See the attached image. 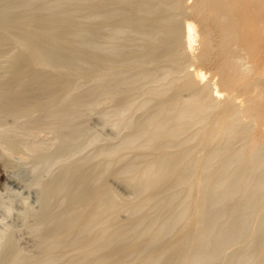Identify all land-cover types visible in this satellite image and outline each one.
<instances>
[{
	"label": "bare ground",
	"instance_id": "bare-ground-1",
	"mask_svg": "<svg viewBox=\"0 0 264 264\" xmlns=\"http://www.w3.org/2000/svg\"><path fill=\"white\" fill-rule=\"evenodd\" d=\"M25 1H24V3H25ZM27 1L29 4L33 3L32 0H27ZM27 1H26V3H27ZM29 1H31V2H29ZM34 1L35 2L33 3V5L38 0L37 1L34 0ZM39 1H38V3H39ZM62 1L63 0H58V1L55 0L56 3H54V1H51V0H48V1L44 0V4L42 3L43 1L42 2L40 1V3H42V4L37 3V5L36 4L35 5L39 8H40L39 5H42V6L44 5V7L41 6V8L43 10L40 9V11L42 10V11L48 12L50 10V12H53L57 7L60 6L59 7L60 9L61 8L64 9V7H66L69 4V2H67L68 4L64 5V1H63V3H62L64 5V7H63L62 4L59 5V3H61ZM66 1H68V0H66ZM79 1L81 2V0H79ZM87 1H90V0H86L85 3ZM119 1H121V2H118V3L122 4V7L120 6L119 8L125 9V10H122L125 13H127V12L136 13V12L140 11L139 13H141V12L143 13L142 17H146V18L149 15H155L154 18L151 16L152 18H151V21H149V22H152V23L148 27L150 29L149 33L151 32L153 37L150 36L151 34H148L147 35L148 37H147L146 34L148 32L144 33V35L146 36L145 38H147V39L151 38L150 41L146 39L147 41H145V42L147 44L144 43L145 44L144 46H146L145 48H147L148 46H151L155 41L154 38L156 39L159 34L167 31V30L164 31L165 25L169 24L170 22H174L177 19H181V21L183 23L181 25L175 27V29H173V30L171 29L172 32H170L171 30L169 32L173 33L174 35L179 36V37L178 36L175 37L176 40H177V38H180V35L184 39L186 48H184L181 52L183 54H185L184 61L188 63L190 68H191V66L193 67L192 69L188 70V67H187L188 65H187L186 69L184 68V70H186V75H185L186 78L183 81V83L181 84L180 88L176 92H174L173 95L171 94L172 96L168 95L169 97L168 96L165 97V99L163 100L164 105L162 104L160 106L162 109L157 107L158 112L153 113V111H152L153 114L147 116L146 119L144 118L145 116L143 117V120L141 119L142 122H140L141 124L139 123L140 125L138 124V126H137L138 128L136 127L137 128L136 132H134L133 135L129 133L130 136L126 138L127 140L122 141V143H124L123 149H127L126 147H129V149H127V150H131L130 148H134L133 149V151H134L136 149L135 146L137 147L136 144L140 143L139 138L143 139V140H145L147 138L151 139L150 141H148V139H147L148 143L145 140V142L147 144H149V146H150L151 141H153V139H156V138L160 139V138H162L161 136H163V141H162V139L158 140V144H160L159 141H162L161 144L159 145L161 150H159L158 145H156L158 147V149H156L157 147H153L154 144H156L157 142H155L153 144V146H152L153 148H151V146H150L151 149H154V148L156 149L154 151L158 152V150H159V152H161V153H162V149L167 152L168 149L171 148L172 145H175V144L177 147H179L180 144L183 145L184 143L185 144L186 143L187 144L192 143V141L194 139H196L198 132H200V130L202 128H204L211 121V119L218 112L220 107L222 105H225L224 104L225 102H226V105L223 106L224 107L223 110L220 109V111H219L220 114L218 113L219 114L218 120L213 121V122H215V125H213L214 128L211 130L212 132H210L211 133L210 141H208L207 144H202V145H201V143L198 144L199 142H201V140L199 142H197L198 147H199V145H201L202 147L205 148L204 151L207 150L206 148L209 149V151L207 150L208 154L205 157H202V159L199 158L197 160L196 157L198 155L195 156L196 159L193 156H189L191 161L187 160L186 159V158H188L187 154H189V152L191 150L190 147H188L189 150L186 149L187 146L184 147L185 150H183V148L180 150L181 147H179L178 150H173V149H175L174 147H176V146H174L171 148L173 151H176V154L174 152L173 156H170V155H172V154H170L168 157V156H166V152L164 155V151H163L162 155H164V156H162L160 154L161 157L158 156V158H156L153 156L154 154H151L152 156L148 158L149 153L145 152L148 155V156L146 155V157L144 154L145 146L143 147L144 151L142 149V144L144 145L146 143H144V141L141 140L143 142V143L141 142L142 144L140 143L141 147L139 146L141 148V150L139 147H137V148H139V150L143 152L144 157H142V158H144V159H141L142 154L137 149L135 151H138L140 153V158L136 157L139 155L137 153L136 154L133 153V155H136L133 157L137 158V160L140 159L142 161L143 160L146 161V158L150 159L153 157L154 160L152 159L153 161L151 160L149 162V160L147 159L148 161H146V164L143 166H142V164H144L145 162L143 163L140 161V163H141V168H140V166L138 165L139 164L138 161L135 160V158H131L132 160H129V163L126 162L127 167H125L126 165L124 166L125 169L127 170V172L129 170L131 171L132 169L135 170L134 168H136L137 171L140 170L138 172L135 170L137 172V175H136V173L133 174L132 176L130 175L132 178H133V176L135 177L134 179H132V181L134 180L132 183L134 185L136 184L135 186L137 188L135 186L134 187L138 190V191H136L137 195L139 197L141 196L140 200H138L137 202L134 201L135 204H133L134 202L130 203L131 204L130 207H128L130 205L129 203H128L129 205L126 204L128 209H130L131 213L128 209L125 208L126 207L125 204H124L125 205L124 206V205H122L123 203L121 204V201L120 202L117 201V200H119V197L117 198V196H115L117 194H115L114 191L113 192L115 195L113 194L112 191H109V190H111L110 188H109V190L108 189H104V190L101 189L102 191L99 190V192H97L96 194L92 193V195L90 197L88 194V198H89L88 202H86L87 200L81 201L84 203L86 202L85 203L86 205L84 204L85 207L83 208L84 205L82 206V208H83L82 210H77L78 208L79 209L81 208V205L79 207V205L77 203L78 208L76 209V207H74L76 210H74V209L72 210V211H77L76 215L73 214L75 212H71V211H70L71 213L69 212L70 214H73V215L69 216L72 218L74 217L73 219L72 218L70 219L69 217L66 218L67 216H65L66 220L68 219V220H72V221L68 222L64 218H62L63 220H62V222H61L62 224H61L59 222L61 218L57 216L58 218H60L57 221L61 225L59 228L57 227V229L54 228V231L56 230L55 233L52 232V233H54L53 234L54 235V237H53L54 242L51 241L50 245L52 244L53 248H55V247L58 248L59 246L62 248L63 244L66 245V243H69L67 245V247L71 246V248H73L72 249L73 251L71 249L70 250L73 253H74V250L76 249V250H79V254L82 252L83 254H86V256H87V253L88 254L90 252L92 253L95 245H97V244H98L97 245L98 247L102 248V246H103V248H104L103 250H105V248H106L105 244L111 243L110 241L115 242V241L119 240V238H121L120 240H123L121 236H124V238H125L126 234L127 235L129 234V233H126V231H125L126 229L123 230V226H121L122 221H121V224H120V222L118 223V220H117L119 218L118 214H121L120 213L121 211H126V212L129 211L131 218H129L128 220H130V219H132V216H134V214L136 215L135 217H137V213L144 206V208L141 211L143 213L145 208L148 207V204L150 207H151V205L153 206V210H156L157 208H155V207H157L158 204L160 205V202L157 201L158 204L156 205L155 199L160 200L162 197L165 199V195L161 196V198L158 197V195L159 194L162 195L164 190H166L165 192H167L169 190L171 191V189H165V186L163 184L165 180L167 181L169 179V182L171 180H173V182H174L173 183L171 181V184L173 183L174 185L172 184L169 186H168V184H170V183L168 181L165 182L167 187H169V188L174 187L175 189H176V187L177 188L179 187L181 189V187L183 185L185 186L187 179L190 176H192L193 174H195V173H193L190 175L189 173L196 171L197 176L195 177L193 175L195 177L194 185L189 183L188 185H191V187L189 186L190 189L187 190L188 193L187 192H185L186 194L184 193L186 197L188 196L185 199L190 198V196L193 197V205L192 206L194 207V210L190 206L191 207V213H190V215H187V213L189 214L190 210L188 208L189 205L188 206H185V205H187V202L190 203L192 198L189 201L186 200L187 202L182 199L183 201H185V203H184L185 205L183 207L184 209L178 208L179 209L178 212L177 213L174 212L175 214L172 215V217H170V215L168 217V215L166 214L167 215L166 218L170 219V220L169 219L166 220V222L164 220L167 227H169L168 231L166 228H165V231L162 230L164 228V226H166V225L163 224L164 222H163V219L161 218L162 222H163V223L162 222L161 223L164 226L162 228L161 227L162 225L160 226V224H159L160 227H158V228L159 229L161 228V230L163 231L162 232L160 230L161 233H163L162 235H164V232L166 233L165 235H167V233L170 232V230H172V228L170 229V226L172 224H169L170 225L169 226L168 225L169 222L170 223L173 222V225H174V222H176L177 220L180 221L179 219H181V218L183 220L184 219L183 217H185V216H188V221H189V223H188L189 225H187V226H189L188 229L185 226V224H184V226L186 228L185 229L182 228L183 232H185V233H183L184 236H182L183 234L181 233L182 234L181 235L182 238L180 237L181 241L178 242L179 238H177V239L174 238V240H177L178 245L176 246V243H177L176 242V243H173V245L175 244V246L172 247V241H171V243H168V245L170 247H172V249H174V247H175L174 255H172L173 251H172V253L170 252L172 258L169 257V261H171L170 259H172V261L169 263L168 259H166L169 255V253H166L165 251L164 252L166 254H164V255H167V254L168 255H167V257L164 256V258L168 262L163 261L164 259L162 261L165 263H169V264H207L209 262L213 263V261H216L214 259H216L217 256L219 254H221V252L223 254V251H225L227 249V247H229V246L231 247L232 245H235L234 242H236L235 241L236 239L238 240L239 236H243V235H241L242 230L244 231V233H246L245 237H247V232H249V231L243 229L244 228L243 223H244V221H247L246 218L250 219V220H248L249 223H252L254 221L252 219V217H254V215L252 217L251 216L248 217L247 214L248 215L253 214L254 210H256V209L253 210V208H256L259 204L263 205L261 203L264 200V0H164L165 1V5L163 6L164 8H161L160 10H157V11H154L155 9H157V7L154 8L153 3H152L153 7H149L151 5H149L148 2L147 3L143 2V0H119ZM150 1L151 0H149V3H150ZM6 2H7V0H6ZM20 2L22 3L23 1L20 0ZM70 2H72V0ZM83 2H84V0H82V3ZM17 3L18 2H15V4H17ZM24 3H22V5L25 6L26 3L25 4ZM28 3L26 5H28ZM85 3H84V5H87V6L91 5V4L88 5L89 2L87 4H85ZM92 3H93V1H92ZM95 3H96V1H95ZM118 3L115 2V0H108V1L97 0V3H96L97 8H94V9H95V11L97 10L100 15L104 14L103 17L109 16L110 18H112L110 15L114 14V13L112 12V10H110V8L112 6L118 7V5H119ZM15 4H14V6H15ZM46 4L47 5L48 4H52V5L58 4V5L55 6L54 9L52 8V6L48 5L49 10H46L45 9ZM75 4H77V3H75ZM155 4H157V6H158L157 1H155ZM22 5L20 4V6H22ZM69 5H71L73 7L74 3H71ZM80 5L81 4H79V7L78 6H76V7L79 9H80V7L82 8V6H80ZM92 5H94V4H92ZM145 5H149L148 6L149 8L147 6L145 7ZM16 6L18 7V4ZM36 6H34V7H36ZM28 7L29 6H27V7L25 6L24 9H26ZM32 7L33 6H30L29 8H32ZM74 7H75V5H74ZM14 8L17 9L16 7H14ZM21 8H23V7H21ZM29 8H28V10H29ZM70 8L71 7H68V9H70ZM0 9H2V8H0ZM65 9H67V7ZM92 9H93V6H92ZM92 9H90V10L92 11ZM12 10L14 11V9H12ZM36 10H38V8ZM120 10L118 12L119 13L118 15L121 17L122 13L120 15V12H122V11H120ZM33 11L35 12V9H33ZM38 11H36V12H38ZM59 11H61V10H57L56 12H59ZM113 11H114V9H113ZM106 12H108L109 15ZM153 12L154 13L156 12V13L153 14ZM105 13H106V15H105ZM125 13L123 14V16H126ZM45 14H46V12H45ZM94 14L95 13L93 10V14L91 16L93 17ZM129 14H128V16L131 15V14L130 15ZM95 15H96L95 19L96 18L99 19L97 17L98 14H95ZM100 15H99V17H100ZM114 15L117 16V14H114ZM138 16H141V15H138ZM18 17H20V16H18ZM103 19H106V18H102V20ZM108 19L109 18H107V20ZM85 20H87V19H85ZM136 21L138 22V19H136ZM145 22H146V20H145ZM74 23H76V22H74ZM126 23H128V22H126ZM138 23H136V24H138ZM132 24H134V23H132ZM142 24H143V22H142ZM110 25H111V23H110ZM120 26L121 25H118L119 29H120ZM173 26H171V27H173ZM115 27H116L115 29L117 32L118 28L116 25H115ZM94 29L96 30V28H94ZM97 29H99V28H97ZM109 29L112 30L113 28H109ZM109 29H108V31H111ZM123 29H120V31L122 30L123 33L120 32L119 30H118L119 33L118 32L117 33L120 35L122 34L121 36H123L125 34L124 32H127V33H129V35L130 34L132 35V38L136 34L135 32H137V30H138V29L134 28L133 29L134 31L131 30L132 32H134V33H132L129 30L132 28L127 27L129 32H128V30H126V28H123ZM149 29H147V31ZM139 30H142V29L139 28ZM114 32H115V30H114ZM78 33H79V31H78ZM111 34L114 36L116 33L115 34L110 33V35ZM112 35L110 37H112ZM129 35L127 34V36H126L128 38V40H129V37H128ZM106 36L108 37L109 34L108 35L106 34ZM136 36H138V35H136ZM169 36H171V35H169ZM169 36H168V38H169ZM75 37H76V35H75ZM116 37H113V38H116ZM118 37H120V36H118ZM0 39L2 40V38H0ZM93 39H94V37H93ZM169 39H166L165 41L167 42V40L169 41ZM96 40H98V38ZM99 40H100V38H99ZM115 40H118V39L116 38ZM152 40H154V41H152ZM79 41H81V40H79ZM160 41H161V39H160ZM173 41L174 40H171L170 42H173ZM101 42H103V40H101ZM101 42L99 41L100 44L95 46V47L100 46L99 47V48H101L100 52H102L103 47L106 48V46L102 47L101 44H103V43H101ZM166 42H164V43H166ZM196 42L198 43L197 47L195 46ZM82 43H83V41H82ZM88 43H90V41H88ZM93 44H94V41L92 44L90 43L91 46ZM95 44H98V41ZM83 45H84V43H83ZM90 45L88 44V46H86V47L89 48V47H91ZM121 47H124L123 43H122ZM121 47L119 44L118 49H115L114 53L117 54L116 50L125 49V47L124 48H121ZM194 47H196V49H198L196 53L194 52V49H195ZM82 48H83V46H82ZM174 48H175V46H174ZM94 50H96V49H94ZM105 50L106 49H104L103 51L105 52ZM108 50H110L109 52H111L112 49L109 48ZM130 50H131V48H130ZM137 50H138V48L136 49V51ZM98 51H99V49H98ZM124 51H122V52L124 53ZM131 51L133 52L134 50H131ZM116 54H115V56H117ZM138 54H141V53H138ZM161 54H163V53H161ZM118 55H121V51H120V54H118ZM134 55H132V56H134ZM82 60H83V58H82ZM95 64H96V62H95ZM28 65H29V63H28ZM22 66H23V64H21V69H20V67H18L20 69V71H17L15 73V75H12L13 79H11L10 83H8L6 86L3 87L2 90H0V112H3V113L5 112L4 110L6 108H3V107H7V109L11 110V111L7 110V112H5V113H10V112H12V110L17 109L16 111L18 113H20V114L24 113L25 114V115L24 114L20 115V116H22V118L23 117L25 118V116H29V117L32 116V113L30 112L31 111L30 109L32 107H37L38 110H40L39 108H41L42 110H44V108H45L44 112L43 111L41 112V110H40V112L43 114H41V117L38 115L39 119L38 118L36 119V117H35V119H36L35 120L34 117H32L35 120V121H32L33 119L31 120L30 119L31 117L30 118L27 117L28 119H30L28 121H30V122L32 121L31 123L28 121H25L26 119H24L23 121H25V124H23L24 122H22V123L19 122V124L21 123L22 124L21 126H24V125L29 123L28 124V126H29L28 131H30L29 130V128H30V129L34 130L33 132H37V131L43 132V130H46V129L48 132L49 130L61 128L64 125L67 126L68 120L71 121V123L69 122L68 126L65 128L70 129L71 127H73L71 125L75 122V120H74L75 118L73 117V114L75 111L77 113L79 107L82 108L81 105L86 103V102H84L85 101L84 97L86 98L87 95L85 96L84 94H87V93L84 91L80 92L79 88H78L79 86L76 85V86H78L77 87L78 90H77V88H76V90L79 91L80 93L77 92L76 90H73V88H71L75 93V94H72L73 91L70 90L69 86L67 87V85H68V84H66L67 82L66 83L62 82L61 78L53 77V75H52V77H48V76L37 77L38 74L34 75L35 73L33 74L32 71H31L32 73L29 72L24 66L23 67ZM176 67H178V66H176ZM179 69L175 68V66H172V68L169 67V68L161 69V71L159 70L158 72H161L160 74L158 73L159 75H157V72H155L156 75H153V73H152V76L148 73L149 77H148V74H146V76H147L146 78L150 79L148 85L150 83L153 84L154 82H158L156 84H158L159 86L157 85V88H156L155 83L152 86L151 85L147 86V81L149 79L143 80L144 78H142V80L144 82L147 80L145 82L146 85H145V83L143 84V85L147 86V88L145 86H144V88L147 90L148 88L152 89V87H154V91L152 89L151 91H153V92L151 94H155V95L157 94L156 97H158L159 94H162V93L165 94L166 91L163 89L165 85L164 86L162 85L163 86V88H162V86L160 87L159 82L164 81V83L166 82L168 85L171 84L172 82H175L174 77L177 74H178L177 78H179L181 74H185L182 71L183 67L181 68L182 72ZM41 71L42 70L40 69V72ZM43 71H45V70H43ZM36 72H37V70H36ZM138 72L142 73L145 71L141 70ZM146 72H147V70H146ZM179 73H180V75H179ZM42 74H44V73H42ZM135 75L137 76V78H138L137 80L139 82L140 81L142 82V80H141L142 76L145 77V75H141L140 80H139L138 74L136 73ZM129 77L134 78L133 76H129ZM98 78L99 79H96V80L98 82H100V77H98ZM124 79H126V77L123 78V80ZM8 80H10V78ZM37 80H39V81H37ZM102 80L103 79H101V82H102ZM111 80H113V79L111 78ZM104 81H105V79H104ZM115 81H117L119 83V85L122 86L121 85L122 83L119 82L118 79ZM128 81L127 82L123 81V82H126V84H127ZM131 81H129V83H128V88H129L130 84L132 86L133 83L139 85L138 82L136 83L133 80L134 82L132 83ZM151 81H153V83ZM19 83H20V85H21V83L25 84V87L22 90L19 89L20 88V86H18ZM75 83H73V84H75ZM105 83H107V84L109 83V85H110L109 81L108 82L106 81ZM73 84H71V87H73ZM92 84L94 85V83L91 82V85ZM111 84H113V83L111 82ZM79 85H80V87L83 88L86 84L84 86H81L82 84H79ZM102 85L101 86L99 85V87L100 88L103 87ZM105 85L106 84H104L103 88L106 89L107 88L106 86H108V85H106V86ZM114 85H115V83H114ZM168 85H167L168 88L166 86L165 87L167 89L170 88L172 90L170 85L169 86ZM17 86H18V89H17ZM55 86H57V88H58V86H60V91L56 90V91L60 92L58 98L55 96V99H57V101H55V103L57 102L56 109H50L53 107V106L52 107L50 106V104H53L52 103L53 100L51 101L49 99L47 101V102H49L48 103L49 105L48 104L46 105L48 107H44L43 102L40 103L41 99H42L40 97H42L44 94L46 96V94H47V96L49 95L48 98H52L53 92L56 93L55 89H57ZM111 86L114 87L113 88L114 90L112 89V87H110L109 93L111 92V90L113 93V91H116V89L118 90V93H119L120 90L115 87L116 85L115 86L111 85ZM135 86L133 85L132 87L135 88ZM140 86H142V84ZM140 86L137 87V90L140 89ZM89 87L93 88V89H90L91 91L94 90V86L93 87L89 86ZM96 87H98V86H96ZM123 88L125 89V88H127V86L123 87ZM123 88L120 87V89L122 91H123ZM133 88L129 89L128 92L126 93V95L123 92H122V94L119 93L121 95L124 94L122 97V98H124V100L123 101L119 100L120 101L119 104H122L121 105L122 108H120V107L118 108V106H120V105L117 103L118 106H117V108L115 107L114 115L119 114L121 116V114H122L119 112V110H117V112H116L117 114H116L115 113L116 109H120V110L122 109L121 111L123 112V114L126 115L125 111L128 110L129 106H131V102H132V104H134L136 102V101H134V99L136 97L135 94L138 95L140 90L141 91L143 90V94L146 93L145 92L146 90L144 91V88L138 90L139 91V92L137 91L138 93H136V90ZM158 88L159 89L162 88V90H156ZM99 89H98V91L100 92ZM80 90H81V88H80ZM95 90H96V88H95ZM104 90H103V92H104ZM107 90L108 89H106V93L108 95L107 96L105 95V96L110 98L111 96L109 95ZM173 91H175V90H173ZM94 93L96 94V92H94ZM141 93L142 92H140V95H142L144 98H146L145 100H147V97H148L146 95L147 93L145 95H143ZM76 94H78V96ZM95 94H93V97L94 96L96 97L97 94L96 95ZM99 94L104 96L102 94V90ZM114 95H116V94H114ZM148 95H150L149 92H148ZM142 96H138V97H142ZM154 96H151V97H153V99H154L155 98ZM98 97L99 96L97 95V101L98 102L99 101L101 102L102 100H104V98H102V97H100L99 98L100 100H98ZM112 97L114 98L113 95H112ZM88 98H89V95H88ZM88 98H87V100L89 101ZM144 98H142L141 102L143 101ZM45 100H47V99L45 98ZM93 100L90 99V101H91V102L89 101L90 104L92 103ZM160 100H162V99H160ZM94 101H93L94 105L97 106L98 102L95 103ZM147 101H149V99ZM93 103L91 105H93ZM142 103L145 104L148 102L145 101ZM140 105H141L140 103L139 104L137 103L138 107ZM55 106H56V104H55ZM84 106H86V105H84ZM145 106H147V105H143V107H145ZM87 107H89V106H87ZM18 108L21 110H24V111H20V110L18 111ZM84 108H86V107H84ZM140 108H142V107H140ZM2 109H4V110H2ZM123 109H126V110L123 111ZM135 109H138V108H135ZM159 109H161V110L159 111ZM154 110H155V108H154ZM79 111H80V109H79ZM79 111H78V113H79ZM133 111H135V110H133ZM13 113H14V111L12 112V114ZM119 115H117L118 118H119ZM33 116H34V114H33ZM70 118H73V119L70 120ZM76 118H78V117H76ZM20 120H21V118H20ZM122 121H124V120H122ZM120 122H117V123L120 124ZM213 122H212V124H213ZM17 125H18V123L16 124V126ZM70 125H71V127H70ZM4 127H7V126H4ZM11 128H12V126H11ZM15 128L16 127L13 126V130ZM19 128H21V127L19 126L18 129ZM23 128L25 130V126ZM66 130H68V129H66ZM209 130H210V128H209ZM20 131L21 130H19V132ZM53 131H55V130H53ZM57 131L60 133V130H57ZM25 132L27 133V131H25ZM31 132L32 131H30V133L28 132V134L32 135ZM201 132H203V131H201ZM207 133H209V132H207ZM207 133H206V135H208ZM37 134H38V132H37ZM37 134L35 133L36 136H37ZM26 135L27 134H25V136ZM31 135H29V137H32ZM65 135H66V133H65ZM201 135L199 137H201ZM143 136H145V139L143 138ZM158 136H159V138H158ZM27 137H28V135H27ZM199 137H197V139H200ZM206 137H204V138H206ZM204 138H203V142H204ZM29 139H31V138H29ZM137 141H139V142H137ZM205 141H206V139H205ZM122 143H120V144H122ZM120 144L119 145L117 144L118 146L116 145L115 147H118V149H119V147H121ZM194 146H196V144L195 145L193 144V147H191L192 150L194 149ZM197 146H196V148H198ZM26 147H28V146H26ZM177 147H176V149H177ZM147 148H149V147L146 145V149ZM150 148L147 150L150 151L151 150ZM1 149H2V147H1ZM113 149H112V151H109V152L107 151V153L112 154V152H113V154H115L117 148L115 150H113ZM171 149H169V150H171ZM32 150H33V148H32ZM173 151L171 153H173ZM195 151H197V150H195ZM195 151L193 150V151H191V153L195 152ZM168 152H170V151H168ZM99 153L101 154V152H99ZM130 153H132V152L130 151ZM122 154H124V153H122ZM157 154H155V156H157ZM205 154H206V152H205ZM126 155H128V154H125V156ZM191 157H193L194 159H192ZM219 158L222 159L221 164L218 162L217 163L214 162L213 166L214 165L217 166V164H219L220 166H218L217 168H214V170L212 168L213 171H210L211 173L208 171L209 172L208 173L207 169L205 170L204 167L207 164H209L210 162H213L214 160L218 161ZM130 161H133L134 163L137 162L136 165L138 167L133 162H131L132 164H130ZM206 168H208V167H206ZM101 170H103V168ZM203 170H205L206 172ZM124 171L125 170L123 169V172ZM106 172H108V171H106ZM119 172H120V174L123 173L121 171H119ZM101 175H102V173H101ZM96 176H98V175H96ZM130 176H129V178H131ZM69 177H70V175H69ZM191 178L192 177H190L189 179H191ZM207 178L210 179V182L208 183L207 187H205V186L203 187L204 180L209 181ZM100 179H102V178H100ZM189 179H188L189 182H192V181L194 182V180H193L194 178L191 179V181ZM97 180H99V179H97ZM161 181H163V183ZM207 181H205V182L207 183ZM158 182L162 183V185H161L162 187L164 186V188H163L164 190H161V191H163L162 193H160V191H157L158 186H160V184H161V183L159 184ZM188 185L185 187L189 188ZM154 187L157 188L156 192L154 190ZM160 187L158 190L162 189V187L161 188ZM185 187H182V188H184L183 190H185ZM74 188H76V187H74ZM88 188H90V186ZM104 188H107V187L104 186ZM179 188H178V191L180 190ZM151 189H153L155 193L159 192V194L157 193L158 195L153 192L156 195V197L159 198V199L156 198L154 195V198H155V199H153L154 201H150L153 204H150V202L148 201L150 199L152 200V197H151L152 192H151V194H148V193H150L149 191ZM193 190L197 191L196 197L193 196V194L191 195V193H192L191 191H193ZM180 191H182V189ZM180 191L178 192L179 195L181 193ZM175 192H176V190H174V195L168 196V198H171L170 200H171L172 204L170 203V200L167 198L168 194H166V199H167V201L169 200L168 203L171 206L175 205V204H179L178 202L175 203V201L177 200V198L184 196V195H182L180 197L179 196L174 197L177 195V192H176V195H175ZM79 193L81 194V192H79ZM172 193H173V190L171 191L170 194H172ZM82 194H83V192H82ZM174 198H176V200ZM172 200H175V201L172 202ZM147 201H148V203H147ZM183 201H180V205L183 203ZM166 203L167 202L164 201V205H166ZM173 203H175V204H173ZM191 203H190V205H191ZM120 204L122 207L120 206ZM169 204H167V205H169ZM75 205H76V202H75ZM180 205H177V206L180 207ZM161 206H163V205H161ZM161 206H159V207H161ZM225 206H227L226 207L227 210H225V208H224ZM165 207L167 208V206H165ZM260 207H259L261 209L260 211H263L264 206H263V209H262V206H260ZM168 208L172 209V210L174 208V211H175L176 207L174 206V207L170 208L168 206ZM147 209H146L145 213L148 212ZM249 209H251V210L249 211ZM187 210H188V212H187ZM192 210H193V212H192ZM258 210H257V212H260ZM82 213L86 214L85 222L83 221V219L81 220ZM142 213H141V218L139 216L140 215V213H139V215H138L139 218H133L129 222L127 220L128 223H126L125 225H126V227L129 228V230L134 229L135 230L134 232H136V229H138V228H139V230H142V233H140L141 231L138 230V233H140L139 236H142L143 232L146 231V233H144V235L146 236L147 234H149L148 228L151 226L149 225V227L147 228L148 230L143 231V229H142V228H144L143 226H145V225L148 226V223H146L144 221V219L145 220L149 219V217H148L149 215L145 216L144 215L145 213L144 214H142ZM142 215H144V217ZM225 215H227V216H225ZM158 217H159V215H158ZM158 217H156V220H158ZM160 217H162V214ZM160 217H159V219H160ZM225 217L231 218L229 223H231L233 218H234V220L236 218L237 219V220H235L236 224H234V225L229 224ZM163 218H165V217L163 216ZM153 219H150V222H152ZM52 220H53V218H52ZM64 220L67 222V224ZM251 220H253V221H251ZM141 221H144V223H146V224L142 225ZM153 221H154L153 223L158 222V221L155 222V220H153ZM186 221H187V219L185 220V223H187ZM58 222H57V224H58ZM82 222H84V223H82ZM150 222H149V224H150ZM153 223H152V225H153ZM158 223H160V222H158ZM179 223H181V222H179ZM118 224H120V228L122 227L121 229L120 228L112 229L113 230L112 233H114V231H115V233H114V235L116 234L115 236H117V234H118L117 237L120 236L119 238L116 237V240H115V236L113 234H112V236H114V237H110L111 232L109 233L108 230L110 228L115 227V225H118ZM259 224L262 225L261 223H259ZM140 225L142 226V228L140 227ZM176 225H177V223L174 226H176ZM230 225H231V228L229 227ZM58 226H59V224H58ZM153 226H155V224ZM94 227L98 228V230L95 232L92 231V230H94ZM255 227H257V226H255ZM96 228H95V230H96ZM155 228L153 229V231L155 230ZM247 228L249 229V227H247ZM260 228L262 230L260 232L261 235H259V236L257 235V237L259 239L255 236L258 239V241L256 239L257 243L252 246L253 242L251 239H249V241H246L248 243L246 244V242H245L246 245L244 244L245 245L244 247H246L247 245L248 246L250 245L252 247L247 246V249L242 247L243 250L245 249V251L240 252L238 254H236L234 252L236 255L233 258L229 257L231 260L229 262V264H252L253 262H258L259 264H264V225H263V228L262 227H260ZM255 230H257V229L255 228ZM73 231H75L74 232L75 235H74ZM156 231H158V233H155ZM156 231L154 232L155 234L153 232L151 233L152 234V237L150 236L151 239L155 238V235L159 234L160 231L158 229ZM245 231H247V232H245ZM127 232H132V231H127ZM181 232H182V230H181ZM108 233L110 235H108ZM257 234H259V232ZM71 235H72V237H71ZM136 235H137V232H136ZM179 235H180V233H179ZM69 236L72 239H70ZM129 236H130V234H129ZM160 236H161V234L156 236V238L153 239L154 241H150L151 239H149V243H150L149 246L151 245L152 242L155 243V240H158L159 238H161ZM106 237L110 238L109 242H106V243L104 242V244H103L102 243L103 241H108V240H106L107 239ZM136 237H135V239H136ZM112 238H114V241L112 240ZM240 238H243V237H239V239ZM53 239L51 238V240H53ZM138 239L140 240L142 238L139 237ZM144 240H146V241H144ZM49 241H50V239H49ZM132 241H130V242H132ZM141 241L147 242V239L143 238V240H141ZM134 242H135V240H134ZM134 242H132V243H134ZM141 243H143V242H141ZM140 244L137 246H140ZM48 245H49V243H48ZM130 245H132V244L129 243V246L127 248L125 247L126 248L125 251H124V249H122L123 252L118 250L119 252H121V254L117 253V254H115L116 256L112 254V256L110 255L107 257L105 255L106 257H103V258L100 257V259L103 262V263L102 262L101 263L102 264H113L114 261L117 260V261H119V263L122 262L124 264L123 261H126L129 259L128 255H130V254L132 255V253H134V250L136 251V249H137V248L134 249ZM134 245H135V243H134ZM154 245L155 244H153V247H154ZM168 245H166L167 248L169 247ZM141 246H142V244H141ZM143 246H145V244ZM63 247H65V246H63ZM166 247H164V248H166ZM50 248H51V246H50ZM63 249L65 251L69 250L66 248H62V250H60L62 253L58 250L60 252L59 253L57 251V249L55 248L56 252H58V253L54 257L56 258V256H58V254H59V256H61L64 253ZM151 249H152V251H150V252L156 251V250L153 251L152 247H151ZM170 249L171 248H169V250ZM48 250H49V248H48ZM55 250L52 249L51 253H53V251H55ZM98 250H101V249H98ZM149 250H150V248H149ZM150 252L148 254H152ZM164 252L161 251L157 254L164 253ZM73 253H71V255ZM75 253H76V251H75ZM77 253L75 254L76 257H78ZM94 253H96V254L98 253L97 249L94 250ZM83 254H82V256H83ZM102 254H103V252H102ZM90 255H92V254H90ZM153 255L155 256V258ZM153 255H151V256H153L154 260H156L157 255H155V254H153ZM62 256H64L63 259L67 258V260H68V257H69L68 255H67L68 257H65V255H62ZM82 256L79 259H82L83 258ZM102 256H104V255H102ZM158 256H159V258H161L160 255H158ZM161 256H163V254ZM72 257L73 256H71V258H69V262H71V263H73L72 261L75 260V259H72ZM55 258L52 260H55ZM58 258L59 257H57V259ZM61 259H62V257H61ZM63 259H62V261H63ZM100 259L99 260L97 259L96 261L99 263V261H101ZM145 259H147V258H145ZM96 261L93 262V264H97ZM142 261H144L142 264H151L152 263V260L150 261V259L149 260H142ZM64 262H66L65 259H64ZM69 262H66V263L68 264ZM75 262H78V261L76 260ZM158 262H160L159 259H158L157 263ZM80 263H81V261L79 262V264ZM84 263L86 264L87 262H84ZM157 263H155V264H157ZM87 264H90V262ZM91 264H92V262H91ZM160 264H162V262H160Z\"/></svg>",
	"mask_w": 264,
	"mask_h": 264
},
{
	"label": "rangeland",
	"instance_id": "rangeland-1",
	"mask_svg": "<svg viewBox=\"0 0 264 264\" xmlns=\"http://www.w3.org/2000/svg\"><path fill=\"white\" fill-rule=\"evenodd\" d=\"M14 1L18 2L17 3L18 7L16 6L17 4H15ZM21 1H23L22 3H24L25 0H21ZM26 1H25V3H26ZM32 1H33V3L35 2L34 0H32ZM38 1L35 3L36 5H37ZM40 1L41 2L43 1L42 3L44 4V0H40ZM40 1H39V3H40ZM45 1H48V0H45ZM51 1H54V3H56L55 0H51ZM63 1H64V5L68 4L67 2H69V4L74 3L75 7H74V5L72 7L71 5L68 4L69 6L67 5L66 6L67 9H65L66 7H64V5L62 4ZM63 1L61 3H59V5L62 4L64 9L63 8L60 9L59 8L60 6H59L56 9L61 10V11L56 12L57 10L55 9L53 12H50V10L48 9V5L52 6L53 9L55 6L58 5V4L52 5L53 3L51 2L52 4H48V5L46 4V6H45V9L49 10L47 12V11H42L43 10L41 8L42 5H39L40 6V8H39L35 4L33 5V3H30L31 4L30 5L28 3V1H27L28 5H26L27 3L26 4L24 3L25 6L26 7L27 6H29V7L33 6L32 8L28 7L29 10H28V8L24 9L25 6L22 5L20 0H7V2H6V0H0V8H2V9H0L1 10L0 11V35L1 36L3 35L2 37L0 36V38H2V40L0 39V51L1 50L3 51V52L2 51L0 52V90H2L4 86H6L8 83H10L11 79H13L12 75H15V73L17 71H20L21 64H23V66L29 72L32 71L33 74L35 73L34 75L38 74L37 77H40V76L52 77V75H53V77L61 78L62 82H64V83L67 82L66 83V84H68L67 87L69 86L70 90H72L71 88H73V90H76V88L79 86L78 88H79L80 92L84 91L87 93V94H84L85 96L87 95L86 98L84 97V99H85L84 102H86V103L85 104H83L84 102L82 103L83 104V105H81L82 108L79 107L80 111L78 109L80 114L78 113V111H77V113L75 111L73 114V117L75 118L74 119L75 122L73 124H71L73 127H71V125H70V127H71L70 129L65 128L68 126L69 122L71 123V121L68 120L67 126L64 125L63 126L64 128L61 127V128L53 129L55 131L49 130L47 132V129H46V130H43V132L37 131L38 132V134H37V132H33L34 130L29 128V130L32 131L31 132L32 135H31V134H28V132L30 133V131H28V127H29L28 124L29 123L24 125L25 130L23 128L24 126H21L22 125L21 123L24 122L23 124H25V121H28L30 119L32 120L33 119L32 117H34V119H35V117H36V119L37 118L39 119V116L41 117V114H43L41 112L42 111L44 112L45 108H44V110H42L41 108L38 107L41 110V112H40V110H38L37 107H32L33 109L32 108L30 109L31 110L30 112L32 113V116H30L31 118L29 116H25V118L24 117L22 118V116H20V115H23L24 113H22V114L18 113L16 111L17 109L12 110V112L14 111L13 114H12V112L5 113V112H7V110L11 111L10 109H7V107H3V108H6L5 110L2 109L5 111L4 112L5 114L3 112H0V152H1L0 153V264H65L66 262H69V258H71V256H73L74 258L72 257V259H75V260L74 261L71 260L73 263L69 262L68 264H70V263L71 264H79L80 261H81L80 264H85L84 262H87V263L90 262V264L92 262V264H93V262H95L97 259L99 260L100 257L101 258L106 257V256L108 257L110 255L112 256V254L115 255L117 253L121 254V252H119V251H122V249H124V251H125V249L129 246V243L132 244L130 246H132L134 249H136V248L137 249H136V251L134 250V253L131 252L132 255L131 254L128 255L129 259L126 261H123L124 264H142L144 262L142 260H149V259H150V261L152 260L153 264L157 263L158 259L160 262H162V264H164L165 262L169 261V257H171L172 251H173L172 255H174V253H175L174 252L175 247H174V249H172V247L175 246V244L173 245V243H176L177 240H174V238L175 239L179 238L178 242L181 241L180 237L182 238V236H184L183 233H185V232H183V229H185L186 227L188 229V227H189V226H187V225H189L188 224L189 223L188 216H185L186 218L183 217L185 220L187 219V221H186L187 223H185V220L184 219L182 220V218L179 219L180 221L177 220L176 222H174V225L177 223V225H176L177 227L173 225V222H171V223L169 222L168 225L172 224L171 226L169 225L170 229L172 228V230H170V232H168L167 235H165L166 234L165 232H164V235H162L163 233H161V231L162 230L165 231V228L168 231L169 227H167V225L165 224L166 220L169 219V218H166L167 215H168V217H169V215H170V217H172V215H174L175 213L178 212V210H179L178 208L184 209L183 207L185 205L184 203L186 200L189 201L192 198L190 201V203L192 202L191 205L189 202L186 201L187 205H185V206L189 205L188 208L190 210L189 214L187 213V215H190L191 207L194 210V207L192 206L193 205V197L190 196V198L185 199L188 197V196L187 197L185 196V194H186L185 192L188 193L187 190H189L191 187V185H188L189 183L194 185L195 177L197 176L196 171L194 172L192 170L193 172L189 173L190 175L195 173V174H193L195 177L193 175L190 176V177H192L191 179L194 178L193 179L194 182L192 181L193 183L188 181V179L190 177L187 179L186 184L188 185V187L190 186L189 188L185 187V186H187L186 184H185V186L181 185L182 187H185L186 191L183 190L184 188H182L181 186L180 187H181L182 191H180L181 189L178 187L180 189L179 191L181 192L180 195L178 193L179 191H178L177 187H176V189L174 187H172V188L167 187L165 182H167V181L169 182V179L167 181L165 180L164 183H163V181H161V182L164 184L165 189H171V191L173 190L172 194H170L171 193L170 190H169L170 192L167 191L168 193L165 192L166 190L163 189L164 186L163 187L161 186L162 185L161 182H158V183L159 184L161 183L160 186L162 187V189L158 190L160 187V186H158V189L154 187V190L156 192V189H157V191H160V193L163 192L161 190H164L162 195H160L159 192H157L159 194L158 195L157 193L154 192L153 189H151L149 191L150 193H148V194H151V192H152V194H151L152 200L151 199L148 200L149 202L154 201L153 199H155L154 198L155 194H157L158 197H160V198H161V196L165 195V199L163 197H162L163 199L161 198L160 200L155 199L156 205L158 204V202H160V205L158 204L157 207L154 206L155 208H157L156 210H153V206L151 205V207H150L148 204V207H147L148 209L145 208L143 213L141 211L144 208V206L137 213V217H135L136 216L135 214H134V216H132V219L133 218H139V216L141 218V213L144 214L146 209L148 212H146L147 214L145 213L144 215L145 216L149 215L148 216L149 219L145 220L143 218L144 221L146 223H148V226L145 225L146 223H144V221H141V224L145 225V226H143L144 228H142V226L140 225V227L143 229V231L149 229L148 231H149L150 235L147 234L146 235L147 237H146L144 235V233H146V231H145L142 234L143 237L139 236L140 233H142V230H139V228L136 229V232H137V235H136V232H134L135 230L134 229L129 230V228L126 227L125 224L128 223L130 220H132V219L128 220L129 218H131L130 217L131 211H130V209H128V207L131 206L130 203H133L134 201L137 202L138 200L141 199V196L139 197L137 195L136 191H138V190L136 189L137 188L135 186L136 184L134 185L132 183L134 181V180L132 181V179H134L135 177L134 176H133V178L131 177L135 173L137 175V172L140 170L137 171L136 168H134L137 172L132 169L134 172L132 170L131 171L129 170L128 171L129 173H128L127 170L125 169V167H127L126 164L129 163V160H132L131 158H135L133 156H136V155H133V153L139 154L136 157L140 158L139 152H141V154L143 155V156L141 155V159H144V158H142V157H144V154L146 157L147 152L149 153L148 154L149 156L147 155L148 158L152 156L151 154H154L153 156L156 158H158V156L161 157L164 150L162 149V153L159 152V150H161L159 145L163 141V136H161L162 138H160V139L156 138L157 140L153 139L154 138L153 137L152 138L153 141H151V144H150L151 148L157 147L156 145H158V147H159L158 152L154 151V150L158 149V147L156 149L155 148L151 149L149 144H147L148 141H150L151 139H148L146 137L148 139V141H147V139H145V136H143V138L147 142L146 143L145 140L139 138L140 143L142 142L141 140H143L144 143H146L144 145L142 144L143 142L141 143L142 149L145 146V151L143 149L144 154L142 151H140L141 150L140 143L136 144L137 147L140 146L139 147L140 150H139V148H137L134 145L135 148L137 150H139V152H138V151H135L136 149L133 151L134 148H130L131 150H127V149H129V147H126L127 149H123L124 143H122V141L127 140L126 138L130 136L129 133L133 135L134 132H136V129L138 128L137 126L140 122H142L144 116H145L144 118L146 119L147 116L153 114L154 112H158L157 107L161 108L160 106L163 104V100L165 99V97H167L168 95L172 96L174 94V92H176L180 88L181 84L185 80L186 70H184V68L186 69V66L188 65V63L184 61L185 54H183L181 52L184 48H186L185 41L181 37V35H180V38H177V40H176L175 37H177L178 35H174L173 33H170V32H172L173 29H175V27L181 25L183 22L181 21V19H177L174 22H170L169 24L165 25L164 31L165 30H167V31L159 34L156 39L154 38L155 41L152 40V41H154V43L151 46H148L147 48H145L146 46H144V45L147 44L145 41H147V40L150 41V39H151V38L150 39L145 38L148 34H151V32L149 33L150 29L148 27L152 22H149V21H151V18L152 17L154 18L155 15H149L146 18V17H142L143 13L142 12L139 13L140 11L136 12V13H133V12L125 13L122 11L125 9L119 8L120 6L122 7V4L118 3L121 1L115 0V2H117L119 5H118V7L112 6L110 8V10H112V12L114 14H117V16H115L114 14H111L110 16L112 18H110L109 16L103 17L104 14L100 15L98 13V11L96 10L97 11L96 12L94 9V8H97L96 7L97 6L96 5L97 0H95L96 3L94 0H92L93 3L91 0L87 1L86 3H85L86 0H84L83 3H82V0H81V2L79 0H75V1L72 0V2H70L71 0L70 1L69 0L68 1L63 0ZM106 1H108V0H106ZM151 1L149 3V0L148 1L143 0V2H146V3L148 2V4L151 5V6L145 5V7L146 6L147 7L148 6L153 7L152 6V3H153L154 8L157 7V9H155L154 11H157V10H160L161 8H164L163 7L165 5L164 0H159V1L158 0H154V1L151 0ZM155 1H157L158 6H157V4H155ZM29 2H31V1H29ZM19 3L22 6H20ZM42 3H40V4H42ZM75 3L81 4L80 6H82V8L81 7H80V9L77 8L76 6L79 7V4L77 5ZM84 3L85 4L88 3V5L94 4V5H92L93 9H92L91 5L87 6V5H84ZM14 4H15V6H14ZM34 6H36V7H34ZM14 7H16L17 9H15ZM21 7H23V8H21ZM42 7H44V5ZM68 7H71V8L68 9ZM37 8L39 11L36 10ZM12 9H14V11ZM33 9H35V12L33 11ZM40 9H42V10L40 11ZM90 9H92V11ZM113 9H114V11H113ZM93 10H94L95 14H98L97 17L99 19H97V18L95 19V16H96L95 14L93 17L91 16L93 14ZM119 10L122 11V12H120V15L122 13L121 17L118 15ZM36 11H38V12H36ZM45 12H46V14H45ZM106 13H108V12H106ZM106 13H105V15H106ZM124 13L126 16H123ZM155 13L153 12V14H155ZM128 14L130 16H128ZM99 15L101 18L99 17ZM108 15H109V13H108ZM138 15H141V16H138ZM18 16H20V17H18ZM102 18H106V19L102 20ZM107 18H109V19L107 20ZM135 18L138 19L139 23L136 21ZM85 19H87V20H85ZM145 20H146V22H145ZM74 22H76V23H74ZM126 22H128V23H126ZM142 22H143V24H142ZM110 23H111V25H110ZM132 23H134V24H132ZM136 23H138V24H136ZM117 24L121 25L120 29L126 28V30H128L127 27H129V28H132V29H129L130 31L131 30L134 31L133 30L134 28L138 29V30L140 28L142 30H139V31L137 30V32H135L136 34L133 36V38H134L133 39L132 35L131 34L129 35V33H127V32H124L125 36L124 35L121 36L122 34L121 35L118 34L119 33L118 30L120 31V29H119ZM115 25L118 28L117 29L118 33L116 32ZM171 26H173V27H171ZM94 28H96L97 31ZM97 28H99V29H97ZM109 28H113V29L111 30ZM108 29L111 31H108ZM147 29H149V30L147 31ZM114 30H115V32H114ZM129 30H128V32H129ZM78 31H79V33H78ZM120 32H122V30ZM146 32H148V33L145 36L144 33H146ZM110 33H114V34L116 33L120 37H118L116 34L114 36L111 34L112 37H110L111 36ZM126 33L129 35L128 36L129 40L126 37L127 36ZM132 33H134V32H132ZM106 34L107 35L109 34V36L107 37ZM75 35H76V37H75ZM136 35H138V36H136ZM169 35H171V36H169ZM150 36H152V34ZM168 36H169V38L170 37L171 38L169 39ZM93 37H94V39H93ZM96 37L98 38V40H96L97 39ZM113 37H116L118 40H115L116 38H113ZM99 38H100V40H99ZM160 39H161V41H160ZM166 39H169V41L167 40V42H166L165 41ZM79 40H81V41H79ZM101 40H103V42H101ZM171 40H174V41L170 42ZM82 41H83L84 45H83ZM88 41H90L91 44L94 41V44L91 46L90 43H88ZM97 41H98V44H95ZM99 41L104 44V45L101 44L102 47L106 46V48L103 47L102 52H100V50H101V48H99L100 46L95 47L96 45L100 44ZM164 42H166V43H164ZM87 43L91 47L87 48L86 47V46H88ZM122 43H123V46L125 47V49L119 48L120 50H116L117 54L114 53V50L118 49L119 44L121 47ZM197 44L198 43L196 42L195 43L196 47H197ZM155 45L156 46L158 45V46L156 47ZM82 46H83V48H82ZM174 46H175V48H174ZM108 47L110 49H112L111 52H109L110 50H108L109 49ZM124 47H121V48H124ZM196 47H194V48L196 49ZM97 48L99 49V51ZM130 48H131V50H134V51L132 52L130 50ZM135 48L136 49L138 48V50L136 51ZM94 49H96V50H94ZM104 49H106L108 52L106 50L104 52L103 51ZM195 49H194V52L196 53L198 49H196V50ZM120 51H121V55H118V54H120ZM122 51H124V53ZM138 53H141V54H138ZM161 53H163V54H161ZM115 54L117 56H115ZM132 55H134V56H132ZM82 58H83V60H82ZM95 62H96V64H95ZM28 63H29V65H28ZM172 66H175V68H177V69L180 68L179 69L180 71H181V68L183 67L182 71H183V73H185V74H181L183 77L180 75V73L182 71L179 73L181 78L180 77L177 78L178 74L174 77L175 82H172L171 84H169L170 87L172 88V90L170 88L167 89L168 84L166 82H165L166 83L165 84L164 81H162V82L160 81L159 83H160V87L162 85L163 86L165 85L167 87L166 88L164 86V88H163V86H162V88L166 92H165V94L164 93L159 94L158 97H156L157 94L156 95L151 94L154 91V87H152L153 91H151L152 89H149V88H148L149 90L147 89L148 90L147 91L144 88V86L146 85L145 82L149 79V78H146L147 77L146 74L149 73L152 76V73H153V75H156L155 72H157V75H159L161 73V72H158L159 70L161 71V69L169 68V67L172 68ZM176 66H178V67H176ZM18 67H20V69ZM187 67H188V70L193 68L192 66L190 68L189 65ZM40 69L42 70L41 72H40ZM36 70H37V72H36ZM43 70H45V71H43ZM141 70L145 71V72L147 70V72L146 73L142 72L143 74L138 72ZM42 73H44V74H42ZM136 73L139 76V80H140L141 75H145V77H143V76L141 77V80H142V78H144L143 80H145V79H147V80L145 82L143 80H142V82L141 81L139 82L137 80L138 79L137 76L135 75ZM149 74H148V77H149ZM129 76H133L134 78H131ZM98 77H100V82H101V79H103L101 83L96 80V79H99ZM125 77H126V79L123 80V78H125ZM9 78H10V80H8ZM111 78L113 80H111ZM119 78L120 79L122 78V79L120 80ZM104 79H105V81H104ZM117 79L119 82L122 83L121 84L122 86H120L119 83L117 81H115ZM127 79L129 81L132 80L131 81L132 83L134 81L136 83L138 82L139 85L133 83L132 86L136 85L135 88H133L131 86V84L128 88L129 81ZM122 80L126 81V82L128 81V83L126 84V82H123ZM37 81H39V80H37ZM106 81L107 82L109 81L110 85H109V83L108 84L105 83ZM149 81H150V79L147 81V86H149V85L152 86L154 83L155 84L158 83V82L153 83V81H151L153 84L150 83L148 85ZM91 82L94 83V85L92 84L94 86L93 91L96 92V94L99 96L98 100H100L99 99L100 97L104 98V100L101 99L102 100L101 102L97 101V95L93 91L90 90V89H93V88L89 87V86L93 87L91 85ZM111 82L113 84H111ZM73 83H75V84H73ZM114 83L116 86L114 85ZM144 83H145V85H143ZM71 84H73V87H71ZM79 84H82L81 86H84L86 84L84 86L85 88L80 87ZM104 84L108 85V86L105 85L107 87L106 89H108L107 90L108 93H109L110 87H112L111 85H113L120 90L119 93L122 94V92H123V93H125V95L128 92V90L131 88L135 89L136 93L139 92L138 90L144 88V91L146 90L145 92L147 94L146 93L143 94V90L142 91L140 90V92H142L141 94H143V95L146 94L148 96V97L146 96L147 100L149 99V101L145 100L146 98H144L142 95H140V92L138 95L135 94L136 97L134 96L135 97L134 101H136V102L134 104L136 106L134 104H132V102H131L132 107L129 106L128 110H126L127 108L123 109V111L126 110L125 111L126 115L123 114V112L121 111L122 109L121 110L116 109L115 113L117 112V110H119V112L122 113L121 116L116 113L117 115H119V118H118L117 115H114V110H115V107L117 108L118 104L120 103L119 100H122V101L124 100V98H122L124 94L123 95L119 94L118 90L115 88L117 92L113 91V93H112V90H111V92H110L111 94L109 93V95L111 97L109 96L110 98H108V97H106L108 95L106 93V89L103 88ZM141 84H142V86H140ZM76 85H78V86H76ZM99 85L100 86L102 85L103 87L100 88ZM157 85L158 84H156V88H157ZM18 86H20L19 89L22 90L25 87V84L21 83V85H20V83H19ZM18 86H17V89H18ZM96 86H98L100 89ZM126 86L128 89L123 88ZM139 86H140V89L137 90V87H139ZM147 86H145V87L147 88ZM55 87L57 88V86H55ZM120 87L123 88V91L120 89ZM78 88H77V90H78ZM80 88H81V90H80ZM95 88L97 91L95 90ZM97 88L100 90V92L102 90V94L105 92L103 95L104 96L106 95L105 96L106 98L99 94L100 92L98 91ZM113 88L114 87H112V89ZM162 88H160V89L158 88L156 90H162ZM56 90L60 91V86H58V88L55 89L56 93L53 92L52 98H48L49 95L47 96V94H46L47 97L45 96V94L42 97H40V98H42L40 103L43 102L44 107H48L46 105L49 103V102H47L49 99L51 101L53 100L52 101L53 104H50V106L51 107L53 106V107L50 109H56L57 102L55 103V101H57V99H55V96L58 98L59 93H60L59 91H56ZM103 90H104V92H103ZM173 90H175V91H173ZM79 91H77V92H79ZM148 92L150 93V95H148ZM72 94H75L74 91ZM93 94H95L96 97L95 96L93 97ZM114 94H116L117 96ZM76 95L78 96V94H76ZM88 95H89V98H88ZM112 95L114 96V98L112 97ZM138 96H142V97H138ZM151 96H154L155 98L153 99V97H151ZM45 98L47 100H45ZM87 98L89 99V101H90V99L93 100L95 98L94 99L95 101L94 100L93 101L95 103L98 102V105L96 104L97 106H95L93 101H92L93 105H91L92 104V103L90 104L91 101L89 102L87 100ZM142 98H144L142 102L146 101L148 103H145V104L142 103L141 102ZM160 99H162V100H160ZM54 103L56 104V106ZM137 103L138 104L140 103L141 105L138 107ZM142 104L147 105V106L143 107ZM224 104L226 105V102ZM84 105H86V106H84ZM119 105L120 106H118V108L119 107L122 108V106H121L122 104H119ZM225 105H222L220 107V109L223 110V108H224L223 106H225ZM83 106L86 107L87 109L84 108ZM87 106H89V107H87ZM140 107H142V108H140ZM135 108H138V109H135ZM154 108H155V110H154ZM161 109H159V111ZM220 109L213 116L211 121L204 128H202L200 130V132H198L196 139H194L192 141V143H188V144L182 143L183 145L180 144V146H179V147H181L180 150L182 148H183V150H185L184 147H186V146H187L186 149H188V147H190V149H191L190 152L188 151L189 152V154H187L188 156L186 155L188 157V158H186L187 160L191 161L189 156H193L195 158V156L198 155L196 157L198 160L199 158L202 159V157H205L208 154L207 152L209 151V149L206 148L208 151L207 150L204 151L205 148L202 147L201 145L207 144L208 141H210V139H211V133L210 132H212L211 130L214 128L213 125H215V122H213V121L218 120V117L220 114L219 113ZM19 110L24 111V110H21L18 108V111ZM133 110H135V111H133ZM152 111H153V113H152ZM33 114H34V116H33ZM27 117L30 119H28ZM76 117H78V118H76ZM20 118H21V120H20ZM24 119H26V120L23 121ZM34 119L32 121L36 120V119L35 120ZM71 119H73V118H70V120ZM121 119L124 121H122ZM19 122H21V123L19 124ZM28 122H30V121H28ZM117 122H120V124H118ZM212 122H213V124H212ZM17 123H18V125L16 126ZM10 125L12 126V128ZM4 126H7V127H4ZM13 126H15L17 129L15 128L16 130L15 129L13 130ZM19 126L21 128L18 129ZM209 128H210V130H209ZM64 129L65 130L68 129V130L65 131ZM19 130H21V131L19 132ZM57 130H60V133ZM25 131H27V133ZM201 131H203V132H201ZM207 132H209V133H207ZM35 133L37 134V136L35 135ZM65 133H66V135H65ZM206 133L208 135H206ZM25 134H27L28 137H27V135L25 136ZM29 135H31L33 138L29 137ZM200 135H201V137H199ZM197 137H199L200 139H197ZM204 137H206V138H204ZM29 138H31V139H29ZM158 138H159V136H158ZM203 138H204V142H203ZM161 139H162V141H159L160 144H158V140H161ZM205 139H206V141H205ZM200 140H201V142H199ZM139 141H137V142H139ZM155 142H157V143L154 144ZM197 142H199L198 144L201 143V145H199V147L197 146L198 145ZM120 143H122V144H120ZM117 144L118 145L120 144L122 148L119 147V149H118V147H115ZM153 144H154V146H153ZM193 144L194 145L196 144V146L199 148L198 149V148H196V146H194L193 150L194 151L197 150L198 152L195 151V152L191 153V151H193L191 148V147H193ZM25 145L28 147H26ZM146 145L151 149L150 151L147 150L149 148L146 149ZM174 146H176V144L172 145V147H174ZM1 147H2V149H1ZM176 147H174L175 149H173V150L179 149V147H177V149H176ZM32 148H33V150H32ZM171 148H169V149H171ZM112 149L113 150L116 149L115 154H113V152H112V154L107 153V151L108 152L112 151ZM169 149H168V151H170V152L167 151L169 154L166 151H164V155H165V152H166V156H168V157L170 154H172L170 156H173L174 152L176 154V151H173L172 149L169 150ZM130 151L132 153H130ZM172 151H173V153H171ZM99 152H101V154ZM205 152H206V154H205ZM122 153H124V154H122ZM125 154H128V155H126L127 157L125 156ZM155 154H157V156H155ZM164 155H162V156H164ZM193 157H191V158L194 159ZM148 158H146V161L149 160V162H150L152 159L154 160L153 157L150 159H148ZM135 160H137V158H135ZM221 160L222 159L219 158L218 161L214 160L213 162H210L206 166L204 165L205 167L204 166L203 167L205 168V170L207 169V172L213 171L214 168H217L218 166H220L219 164H217V166L216 165L213 166V163L218 162L221 164ZM137 161L139 163L138 165L140 166V168H141L140 161L143 163L145 162L144 164H142V166L146 164L145 160L142 161V160L138 159ZM131 162H133V161H130V164H132ZM136 163L137 162H135L134 164L136 165ZM206 167H208V168H206ZM102 168H103V170H101ZM212 168H213V170H212ZM123 169L125 170L124 171L125 173L123 172ZM205 170H203V171H205ZM106 171H108V172H106ZM119 171H121L123 173L120 174ZM101 173H102V175H101ZM69 175H70V177H69ZM96 175H98V176H96ZM129 176L131 178H129ZM100 178H102V179H100ZM97 179H99V180H97ZM191 179H189V180L191 181ZM207 179L209 181L204 180L203 187L204 186L207 187L208 183L210 182V179L209 178H207ZM171 181L173 182V180H171ZM171 181L169 182L170 184L167 183L168 186L172 185L174 183L173 182L171 184ZM205 181H207V183ZM89 186H90V188H88ZM104 186L107 188H104ZM74 187H76V188H74ZM109 188L111 190H109ZM101 189L102 190L108 189L109 191H112V192L114 191L115 194H117V195H115L114 192H113V194L115 196H117V198L119 197V200H117V201L118 202L121 201V204L123 203L122 205H124V204L126 205L128 203L130 204V205L128 204L129 205L128 207H127V205L125 207L126 209H128L130 211V213L128 210H127L128 212L121 211L120 212L121 214H118V217L120 219L119 218L117 219L118 223L120 222V224L122 221L121 226H123V230L126 229L125 230L126 233H129L130 236H129V234L128 235L126 234L125 238H124V236H121L123 240H120L121 239V238H119L120 236L117 237L118 234H117V236H115L116 235V234L114 235L115 231H114V233H112L113 232L112 229L120 228V224H118V225H115V227L110 228L112 231L110 229L108 230L109 233L111 232V235L109 233H108V235H110V237L115 236V240H116V237L119 238V240H117L115 242L110 241L111 243L105 244V246H106L105 250H103L104 249L103 246L101 248V247H98L97 246L98 244H97V245H95L94 250L97 249L98 253L97 254L94 253V250H93L92 253L91 252L89 254L87 253V256H88L87 257L86 254H83L82 252L80 253L81 254L80 255L79 250H76V249L74 250V253H73L72 252L73 248H71V246L67 247V245L69 243H66V245L65 244L62 245V248H66L69 250L65 251L63 249L64 253L62 255H65V257L69 256L68 260H67V258H64L66 261V262H64V259H63L64 256H62L61 254H60L61 256H59V254H58V256H56V258H55L54 256L60 250H62V248L60 246L58 247L59 249L57 247H55L57 249V251L59 250L58 252H56L55 248L52 247V244L50 245L51 241L54 242V239H53L54 235L53 234L56 232V230L54 231V228L57 229V227L58 228L60 227V225L62 224L61 222L63 220L62 218H64L66 220V218H68L69 216H71L73 214L76 215L77 211H72V210L73 209L76 210L78 208L77 207L78 205H79V207L81 205V208L80 209L78 208L77 210H82L86 205L85 203L88 202V200H89L88 194L90 197L92 195V193L96 194L97 192H99V190L102 191ZM174 190H176V192L178 191L177 195L175 192L176 196H174V197H177V196L180 197L182 195H184L185 197L182 196L180 198H177V200H176V198H174L176 201L172 200V202L175 201V203L178 202L179 204L173 203L175 205L171 206L168 203L171 198H168V196L174 195ZM79 192H81V194ZM82 192H83V194H82ZM191 192H192L191 195L193 194V196L196 197L197 191L193 190ZM166 194H168L167 195V198L169 199L168 201L166 199ZM155 197H156V195H155ZM158 197H156V198H158ZM182 199L185 201H183ZM82 200H85V201L87 200V201L84 203V202H81ZM148 201H147V203H148ZM164 201L167 202L166 205H164ZM180 201H183V203L181 202L182 203L181 205H180ZM75 202H76V205H75ZM135 202L133 204H135ZM263 202H264V200L261 203L263 205L259 204L256 208H253V210L256 209V210H254L253 214H249V215L247 214L248 217H250V216L252 217L254 215V217H252V219L254 221L251 220V221H253L252 223L248 222V220H250L249 218H246L247 221H244L245 224L243 223V226H244L243 229L249 231V232L245 231V232H247V237H245L246 233H244V231L242 230L241 235H243V236H239V237H243V238L239 239V237H238L239 241L236 239L235 240L236 242H234L235 245H232L231 247L229 246L230 248L227 247V249L225 251H223V254L221 252V254H219L217 256L218 259L217 258L214 259L216 261H213V263L209 262L207 264H223L224 262H225L224 264H229V262L231 261L229 257L233 258L236 254H238L240 252H244L245 249H247L248 245L246 247H244L248 243L246 241H249V239H251L253 242V244L251 243L252 246L257 243V241L259 239L257 237V235L258 236L261 235L260 232L262 231L260 227L263 228V225H264V209H263L264 203ZM77 203H78V205H77ZM170 203H171V200H170ZM121 204H120V206H121ZM150 204H153V203L150 202ZM167 204H169V205H167ZM161 205H163L164 207ZM177 205H180V207H178ZM82 206H83V208H82ZM159 206H161V207H159ZM165 206H167V208ZM168 206L170 208L175 206L176 207L175 211H174V208L172 210V209H169ZM260 206H262L263 211H260L261 210ZM74 207H76V209ZM226 207L227 206L224 207L225 210H227ZM193 210H192V212H193ZM250 210L251 209H249V211ZM257 210L260 212H257ZM70 211L75 212V213L70 214L71 213ZM187 212H188V210H187ZM139 213H140V215H139ZM161 214H162V217H160ZM144 215H142V216L144 217ZM158 215H159L160 219H159ZM57 216L60 217L61 219L58 218ZM65 216H67V217L65 218ZM163 216L165 218H163ZM225 216H227V215H225ZM81 217H82L81 220L83 219V221L85 222L86 214L82 213ZM156 217H158V220H156ZM52 218H53V220H52ZM69 218L71 219L72 217H69ZM161 218L163 219V222L165 220L164 223L162 222ZM228 218H226V220L229 223L231 218H229V219ZM58 219H60L59 222L61 224L57 221ZM150 219H153V220H155V222L158 221L160 223H158V222L153 223L154 222L153 220H152V222H150ZM127 220H128V222H127ZM235 220H237V219L235 218ZM235 220L233 218V220L229 224H231V225L236 224ZM56 221L58 222L59 226H58ZM66 221L69 222L72 220L67 219ZM84 222H82V223H84ZM149 222H150V224H149ZM161 222L166 226H164ZM179 222H181V223H179ZM152 223H153V225L155 224V226H153ZM259 223H261L262 225H260ZM66 224H67V222H66ZM159 224H160V226L162 225L161 226L162 228L164 226V228L162 230H161V228L160 229L158 228V227H160ZM184 224L186 227L184 226ZM149 225L151 227H149ZM231 225L229 226L230 228H231ZM255 226H257V227L259 226V227L257 228ZM247 227H249V229ZM95 228L96 227H94V230H92V229L91 230L94 232L97 231L98 228H96V230H95ZM154 228H155V230L153 231ZM255 228L257 230H255ZM157 229L159 231L161 230L158 234V235L161 234V236H160L161 238H159V239L157 238L158 240H155V243L152 242L151 245L149 246V244H150L149 239H151L150 236L152 237L151 233L152 232L154 233ZM138 230L141 232L138 233ZM181 230H182V232H181ZM127 231H132L134 234L132 232H127ZM257 231L259 232V234H257L258 233ZM52 232H54V233H52ZM74 232L75 231H73V233ZM178 232L180 233V235ZM155 233H158V231H156ZM112 234L114 236H112ZM72 235H71V237H72ZM74 235H75V233H74ZM158 235H155V238ZM135 237H136V239H135ZM139 237L142 239L139 240L138 239ZM51 238L53 240H51ZM69 238H70V236H69ZM143 238L147 239V242H144L146 240L141 241V240H143ZM155 238H152L150 241H154L153 239H155ZM49 239H50V241H49ZM70 239H72V238H70ZM109 239L110 238H107L106 240H108V241H103L102 243L104 244V242L105 243L109 242ZM256 239H257V241H256ZM112 240L114 241V238H112ZM134 240H135V242H134ZM130 241L134 242L136 246L134 245V243H132ZM171 241H172V247H170L168 245V243H171ZM141 242H143L145 244V246H143L144 244ZM178 242L176 243V246L178 245ZM245 242H246V244H245ZM48 243H49V245H48ZM140 243L142 244V246ZM139 244H140V246H137ZM153 244H155L154 247H153ZM166 245H168L169 247L167 248ZM50 246L52 249L55 250V251H53V253H51L52 249L50 248ZM63 246H65V247H63ZM252 246L249 245L248 247H252ZM151 247L153 248V251H155V250L156 251L150 252V251H152ZM164 247H166L167 249ZM242 247L245 249L243 250ZM48 248H49V250H48ZM149 248H150V250H149ZM169 248H171V249L169 250ZM98 249H101V250H98ZM75 251H76V253L78 252L77 253L78 257H76ZM161 251L162 252L165 251L166 253H169V255L167 254L168 257H167V255H164V254H166L165 252L157 254ZM102 252H103V254H102ZM149 252L152 254H148ZM71 253H73L74 255L73 254L71 255ZM82 254H83V256H82ZM90 254H92V255H90ZM153 254L157 255L156 257L158 259L156 258V260H154L155 256ZM162 254H163V256H161ZM102 255H104V256H102ZM151 255H153L154 258ZM158 255H160L161 258H159ZM81 256L83 258L79 259ZM164 256L167 257L166 259H168V261H166ZM53 257L55 258L56 261L52 260V259H54ZM57 257H59V258L57 259ZM61 257H62L63 261H62ZM145 258H147V259H145ZM76 260L78 262H75ZM162 260L165 262H163ZM170 260L172 261V259H170ZM116 261L117 260H115L113 264H115V263L116 264H123L122 262L119 263V261H117V262ZM171 261H169V263ZM101 262H102V260L99 261V263L96 261L97 264H102L103 262L102 263ZM160 262H158V263L160 264ZM169 263H165V264H169ZM254 263L259 264L258 262H253L252 264H254Z\"/></svg>",
	"mask_w": 264,
	"mask_h": 264
}]
</instances>
